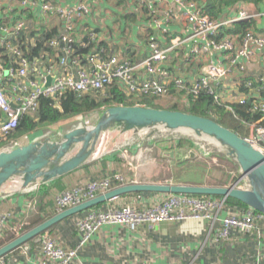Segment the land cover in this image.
<instances>
[{
  "label": "built area",
  "instance_id": "1",
  "mask_svg": "<svg viewBox=\"0 0 264 264\" xmlns=\"http://www.w3.org/2000/svg\"><path fill=\"white\" fill-rule=\"evenodd\" d=\"M101 1L80 0L76 5L66 7L58 6L57 0H0V23H4V27L0 26V152L24 145L26 137L12 138L13 133L22 116H33L36 113L41 96L56 100L66 92L85 94L90 91H103L116 81L127 95H133L135 99L139 96L164 98L168 95V87L174 85L180 91H186L187 95L197 96L204 92L212 95L216 101L226 104L212 84L235 75L237 78L231 80L232 85L240 93L235 103L244 105L249 102L248 110L262 116V119L249 126L252 133L246 139L264 153V126L260 124L264 120V93L262 95L259 92H264V36L255 35L249 30L220 35L221 28L244 22L252 18L251 16L240 12L229 21L220 22L209 17L193 1L171 0V6L160 11L156 4H164L168 0H113L121 9V18L135 15L145 36L154 33L155 37L147 41L149 54L142 60L138 58L127 61L119 55L103 59L99 53H95L87 55V64L81 65L78 57L71 59L74 54L72 44L77 42L82 48L92 50L94 45L90 46L91 42L104 41L100 40V30L96 26L87 28L85 24ZM4 5L7 7L4 8ZM141 8L147 12L145 17ZM176 9L179 10V16L191 27L192 37L197 40V45L191 49L189 57L183 63L188 66L194 58L210 52L221 53L225 59L219 65L205 62L201 66L203 74L192 80L191 84L175 79L173 84L168 85L164 82L166 74H161V67L169 59V55L181 46V42L177 40L170 43L168 41L165 45L158 41L159 35L171 36L170 26L175 20L173 14ZM27 11L35 14L36 22L27 15ZM143 18H148V21ZM33 24L47 30H57L58 36L48 44L54 49L56 60L49 65L42 66L38 60L30 62L24 50L17 44L18 33ZM30 42L34 43L33 40ZM4 57H7L8 63L4 62ZM48 78L51 81L46 87ZM257 83L260 84L258 88ZM185 84L189 86L186 87ZM240 87L245 91H240ZM185 102L183 105L188 104L187 98ZM123 182L124 178L115 174L63 191L53 198L55 213L105 194L111 190V185H125ZM11 183L12 186H20L21 180L15 178ZM41 185L32 184L25 190H37ZM244 187L247 186L244 184ZM223 202L211 197L169 195L160 203L143 209L123 205L85 211L83 216L75 219L79 237L75 248L64 246L58 238L43 236L36 241L41 245V258L37 264H72L77 259L78 252L105 226L136 232L140 226L151 230L161 223L206 221L214 242L229 240L232 233L255 234L258 241H263L264 235L259 224L261 215L251 209L236 212L234 215L223 213ZM12 219L10 213L0 214V238ZM17 233L18 237L20 234ZM0 264L8 262L1 257Z\"/></svg>",
  "mask_w": 264,
  "mask_h": 264
},
{
  "label": "crops",
  "instance_id": "2",
  "mask_svg": "<svg viewBox=\"0 0 264 264\" xmlns=\"http://www.w3.org/2000/svg\"><path fill=\"white\" fill-rule=\"evenodd\" d=\"M79 1L80 0H57V5L70 7L76 5ZM169 6H171V0H168V2L164 4H156V8L160 11H163ZM3 7L6 8L7 5H4ZM118 7L119 6L115 4L113 0H102L100 5L93 9L90 18L85 24L87 25V28H94L92 26H96V28L100 30V40H104L108 46H111L112 43L115 42L121 49L130 46L134 47V51L137 54L136 59L141 58L142 60L148 56L149 52L148 43L145 41L146 36L140 29V22L136 20V23L132 25L125 24L124 20L121 19V9ZM222 8H224V6H222L220 10ZM240 12H245L252 17L249 20L244 21L249 24L245 31L249 30L255 35L258 34L264 36V1L257 4L249 0L246 2H237L232 6L224 8L223 12L222 10L219 11L216 20L227 22L234 16H237ZM173 15L175 16V20L170 26L172 29L171 36L162 37L159 35L158 41L161 45H165L168 44V41L170 43L173 40H177L181 42V46L169 55V59L161 67V74H166L164 82L168 85L173 84V80L175 79L184 80L185 83L189 84L192 80L199 78L201 74H203L201 73V66L205 62L219 65L223 64L225 59L221 53L210 52L205 56L194 58L190 65L186 66L183 63V60L189 57L191 49L197 45V40L192 37L191 27L187 24L186 20L179 16V10H174ZM1 17L2 15L0 14V21L2 19ZM52 25H55V23ZM0 26L4 27V23L1 22ZM185 39L188 40L184 42ZM120 57L123 58L122 56ZM233 78H237V76L232 75L224 80L222 79L217 84H212L217 89L223 102L226 104L235 103L240 96V93H237L232 85L231 80H233ZM187 84H185L186 87L189 86ZM168 91V95L165 97L166 100L152 99L153 104L158 106L163 102L170 105V102L176 100H179L176 102L181 101L186 103V91L182 92L174 87V85H170ZM160 108L164 109L165 107ZM44 130L45 129L38 130V132L25 136L26 139L24 142L26 140L28 143L36 141L37 136H42L41 132ZM168 133L172 134L170 132H167V134ZM44 136H46L45 133ZM166 136L167 135H160L159 138H156L155 135L151 138L144 136V143H135L132 149L124 151L129 154H121L120 156L113 154L107 157H102L94 162L87 163L83 167L70 173L73 175L70 177L72 178V183L70 184L66 185V180H63L58 184V179H56L39 186L37 190L18 191L13 193V196L0 200L1 212L10 213L13 217L4 230L3 236L0 238V242H4L0 243V247L3 246V244H7L9 238H16L17 232V234H22L27 226L33 228L37 225H29L30 222H21V217L26 213L28 206L35 205L38 208L35 216L37 221L40 216V207H45L44 214L47 215L48 213H52L54 211V196L84 182L119 174L124 178L123 184L125 185L131 183L146 184L143 182H149L159 176H163L167 172L170 176L168 178H170L171 181L173 180L172 183L170 182L171 184H200L208 186V184L204 182V178L199 177V173H196L197 176L193 174V176H195L194 179L186 180L178 178L176 174L174 176L173 169L176 172L177 165L182 163L191 168L195 166L193 163L196 159H203L205 161L211 160V162L215 163L217 154H214L213 150H210L207 146L203 145L202 142H198L193 138L189 139L192 146L176 148L175 144L182 139H188V137L181 136L180 139V137L172 138ZM141 145L143 146L146 155H144V158L138 162V160L142 158L141 155H138L137 153V149L140 148ZM220 157L222 156L220 155ZM222 158L232 161L226 157L225 154ZM230 177L232 178L231 175ZM226 182H228V180ZM235 183L232 182L229 185L224 184L221 186H231ZM116 187V184L111 185V190ZM165 198L164 195L156 193H131L117 197L115 200L107 201L101 205L102 209L120 207L121 205H129L136 209H143L155 203L158 204ZM53 215H55V211L52 215H47V218L49 219ZM74 216L77 217V215ZM47 218L45 219L47 220ZM260 229L264 232V224L260 225ZM6 231L8 233H6ZM44 236H47V234ZM118 238H122L125 242L131 240L139 242L140 245H138V247L130 248L131 251L138 256L142 255V249L139 247H141V245L145 246V251L148 253L149 259L144 261L143 258H138V260L135 259L132 264H264V252L262 253V256L259 252L260 248H264V239L262 241L263 244H260L258 243L260 241H258L255 234L240 235L232 233L229 240L214 242V237L209 232V223L206 221L195 220H188L180 223H161L151 230L146 226H140L136 232H129L124 228L116 226H105L92 238V241L87 246L78 252L77 259L72 264L116 263L115 261L101 260L99 255L100 252L97 251V248L102 247L106 249V246ZM40 239L41 235L38 236V238L36 237V240L31 243L36 249L30 247L31 244L27 242L21 247L6 254L4 260L7 261L8 264H37V261L41 258V245L37 244L38 242L36 241ZM145 242H148V244ZM201 244L206 245L204 248V254L203 256L201 255L200 257H197L195 262L194 256L192 258L190 257ZM27 245L30 248H25ZM115 253H117V250L112 249L111 254L108 257H112L114 260L117 259ZM124 262L125 261L121 264ZM128 264L131 263L128 262Z\"/></svg>",
  "mask_w": 264,
  "mask_h": 264
},
{
  "label": "water",
  "instance_id": "3",
  "mask_svg": "<svg viewBox=\"0 0 264 264\" xmlns=\"http://www.w3.org/2000/svg\"><path fill=\"white\" fill-rule=\"evenodd\" d=\"M50 81L48 78L46 87L50 85ZM181 130L190 132L193 139H207L215 147L225 150L226 157L235 161L239 167L240 180L228 187L138 183L118 186L92 200L57 213L23 232L0 247V258L68 217L131 193L219 196L223 201L232 198L264 216V153L259 147L209 118L179 110L138 105L109 107L93 127L73 129L65 133L59 141H34L10 151L0 152V189L17 178L21 180V184L16 190L22 191L32 184H45L83 167L92 159L93 154V149L86 147V137L97 136L101 132H145V137L151 138L160 132L179 133ZM81 141L83 144L78 147L77 143ZM240 181H245L247 188L239 187ZM4 193L3 190L0 191V196Z\"/></svg>",
  "mask_w": 264,
  "mask_h": 264
},
{
  "label": "trees",
  "instance_id": "4",
  "mask_svg": "<svg viewBox=\"0 0 264 264\" xmlns=\"http://www.w3.org/2000/svg\"><path fill=\"white\" fill-rule=\"evenodd\" d=\"M192 1L198 4L199 7H201L209 17H211L212 19H216L218 17L219 11L222 10L223 12L224 8H227L228 6H232L233 4L237 2H246L247 0H192ZM249 1H253L255 4H257V3L263 2L264 0H249ZM222 6H224V8L220 10ZM142 10H143V14L145 17L147 15V12L145 9H142ZM27 15L33 18L34 22L37 21L35 14L31 13L30 11H27ZM121 19L124 20L125 24H130V25L136 23V20H137L135 15H126ZM143 20L147 22L148 18H145V19L143 18ZM248 26L249 24L247 22L235 23V24H232L230 27L221 28L220 35L243 33L248 28ZM153 34H148L145 38V41H148L149 38L155 37L153 36ZM57 36H58V33H57L56 28L47 30L45 27H41V26L36 27L33 24L27 30H24L18 33L17 35L18 43L17 44L19 45V47H21L24 50L25 55L30 62L38 60L42 64V66L49 65V63L54 62L56 60V57H55L54 49L50 48L48 44L52 39L56 38ZM30 40H33L34 43L30 42ZM90 46H93L92 50L84 49L81 46H79L77 42H74L72 44L74 54L71 55V59L78 57L79 63L81 65H86L87 55L99 53L103 59L119 55V56H122L127 61L137 60L136 59L137 54L134 51V47L132 46L124 47V49H121L117 46L115 42H113L111 46H108L106 45L105 41L91 42ZM0 49L2 48L0 47ZM3 60L4 62L8 63L7 57H4ZM258 85L260 84L258 83L256 84L257 88H258ZM240 88H241L240 91L242 92L245 91L243 87H240ZM259 92L262 95L264 93L263 91L262 92L259 91ZM152 99L153 98H149L147 96H139L138 98L135 99L133 95H127L116 81L112 85L104 89L103 91H90L85 94L66 92L62 94L61 96L57 97L56 100H52L51 98L41 96L38 102V109L36 113L33 116L24 115L21 117V119L19 120L18 126L13 133L12 138H20L22 136H28L32 133L38 132V130L40 131V130L49 128L55 124L63 123L66 120H70L76 117H87V116L92 115L96 111H99L101 109L105 110L113 106L138 105V106H143V107L161 109L157 105L153 104ZM187 100H188V104H187V107H185L184 109L179 110L176 107H170L168 109L179 110V111L189 113L192 115L209 118L217 122L218 124L222 125L223 127L235 132L240 137L245 138L242 132V129L244 130L243 127H249L254 122H257L258 120L262 119L261 114L259 113L255 114L248 110L250 108L249 102L244 105H240L238 103L222 104L219 101H216L212 95L206 94L204 92L198 94L197 96H193L189 94L187 95ZM227 107H229L230 110ZM260 124L264 126V120H261ZM1 146H2V143L0 142V148ZM175 146L176 148H184L186 146H192V143L190 142L189 139H182L177 144H175ZM221 156L223 157L224 155H221ZM186 168H187L186 164L182 163V164L177 165L176 175L178 178L182 179L181 177H179L180 175L179 173L185 170ZM195 175L197 176V174ZM71 176L73 175L69 173L68 175L61 176L62 178H57L58 184L59 182H62L63 180H66L65 181L66 185L72 183V178H70ZM47 195H50V194H47ZM162 195H164L165 197L169 196V194H162ZM194 197L202 198V197H208V196H194ZM209 197L213 199H220V200L222 199L219 196H209ZM223 207H224L223 211L226 213L243 212L249 209L243 203L235 199H232V198H226L223 202ZM53 209H54V206H53ZM89 210H103V209H102V205H98ZM54 211L52 213H54ZM44 213H45V207H40L39 209L40 216L38 217L37 221L32 223V225H36L40 223L45 218H47V215L48 216L52 215V213H48L47 215ZM84 213L85 212H83L82 214H78L77 217L83 216ZM254 213L261 215L260 213L255 212V211ZM261 216H262V220L259 223L260 225L264 224V216L263 215ZM77 217L71 216V217L64 219L63 221L58 223L59 225L56 224L55 226L51 227L50 230L40 234L41 237L55 230V228L60 227L62 225H66L68 224V222L72 221L74 225L76 239L74 240L71 246H68V248H72V249L75 248L79 240L78 232L76 231V227H75V219ZM59 233L61 235L60 230H59ZM262 233L264 235L263 231ZM12 239L13 238H9L8 241H11ZM261 242L262 241L258 243L263 244V242L262 243ZM29 243L31 244L32 240L29 241ZM61 243L64 246H66L63 239ZM259 252H260V255L262 256V253L264 252V248H260ZM5 257L6 256H3L2 258L5 259Z\"/></svg>",
  "mask_w": 264,
  "mask_h": 264
},
{
  "label": "rangeland",
  "instance_id": "5",
  "mask_svg": "<svg viewBox=\"0 0 264 264\" xmlns=\"http://www.w3.org/2000/svg\"><path fill=\"white\" fill-rule=\"evenodd\" d=\"M160 99H163V101L166 100L165 97L160 98ZM176 101H179V100H176ZM176 101L170 102V105L168 103L165 104V103L161 102L160 105H158V106L159 107H165L164 109H168L170 107H176L179 110L187 107V104L183 105V102H181V101L176 102ZM103 112H104V109H101L99 111L94 112L92 115L87 116L86 118L76 117V118H73L70 120H66V122H63L61 124H59V123L55 124V125H53L54 127H50L49 129H45L43 132H41L42 136L38 135L36 141H44L45 139H48L49 141H59V140H61L62 136L65 133H67L73 129H76V128H87V129H89L97 123V121L99 120V118L101 117ZM243 128L245 131L242 129V132H243V135L245 136V138L250 137L251 133H252V129L250 127H243ZM44 133L46 134V136H44ZM60 133H62V134H60ZM170 133H172V134H169V133L167 134V132H160V133L155 134V136H156V138H159L160 135H164V136L167 135L166 137H172V138L180 137V139H181V136H183L186 138L188 137V139H192L191 136H188V135L181 133V132L180 133L170 132ZM144 134H145V132H142L139 134H132V133L120 134L118 132H112V131L105 132L102 140L100 141V144H102L101 148L99 149L100 153L95 158L92 157V159L88 163L94 162L96 160L101 159L102 157H107V156H110L113 154H116V156L117 155L120 156L121 154H129L128 152L125 153L124 151L132 149L133 146L135 145V143L136 144L144 143V139H143L145 136ZM138 138H140V139H138ZM195 140H197L198 142H202L203 145L207 146L210 150H213L214 154H217V156L215 155L217 157V158L215 157L216 162L215 163L211 162V160L205 161L203 159H196V161L193 160L194 161L193 165H195V166L192 165L193 167H191V168L189 166H187V168L185 170H183L179 173L180 174L179 177H181L182 179H186V180L187 179H194L195 176H193V174H196L198 172L199 177H201V178L203 177L205 180L204 182L206 184H208L209 187H228V186H221V185H224V184L229 185L230 183L234 182L236 179H237L236 181L238 182V180L241 177V172L239 170V167L235 163V161L226 160L225 158L220 157V155L225 154L224 153L225 150L223 151V150H221V148L219 149V148L215 147L214 145L211 144V141H209L207 139H195ZM27 143H28V141L26 140L24 145H26ZM208 148H206V149H208ZM77 149H78V147L75 149V151ZM137 153H138V155H141V157H142L141 159L138 160V162H140V160H142L144 158V155H146V152L143 149L142 145L140 146V148L137 149ZM133 161H135V160H133ZM191 173H193V174H191ZM175 174H176V172L173 169V175L175 176ZM229 175H231L232 178H230ZM159 177L156 179L150 180L149 182H143V183H146V184H157V183H159V184H171L173 182V180L171 181V179L168 178L170 176L168 175L167 172L163 176H159ZM225 180L226 181L228 180V182H226ZM239 183H238V186L241 187L242 189L247 188V187H244V184L247 186L246 182L240 181ZM186 185L205 186V185H200V184L199 185L186 184ZM216 185H220V186H216ZM11 187H12L11 182H8L3 189H0V191L3 190L5 192L2 196H0V200L6 199L9 196H13L14 192H18V190L11 189ZM121 206H123V205H121ZM37 211H38V208L35 205L28 206L26 213L21 217V222H26V223L30 222L29 225L34 223L36 221L35 216H36ZM224 213H226V212H224ZM235 213L236 212H229L230 215H234ZM0 214H5V213L1 212V210H0ZM43 221H45V220H43ZM43 221H41V222H43ZM40 223H38V224H40ZM28 227H29V229H28ZM30 229H31L30 226H27L26 229L24 230V232H26ZM48 230H50V229H48ZM59 230L61 232V235L59 233ZM6 233H8V232L6 231ZM47 236H50L53 238H58L61 241L63 239L67 247L71 246L74 242V239H76V235H75V231H74V225H73L72 221L68 222V224H66V225H62L60 227L55 228V230L49 232L47 234ZM34 240H36V239L35 238L32 239V242ZM116 241L118 242V245H117ZM1 242H3V241H1ZM5 243H7V242H5ZM145 243L148 244V242H145ZM37 244H39V243H37ZM31 245H30V247H32L33 249H36L34 245H32V246ZM138 245H140V243L136 242L134 240L125 242L122 238H120V239L118 238L117 240L113 241L111 244L106 246V249L102 248V247H98L97 251L100 252L99 255H100L101 260H103V261H105V260L115 261L116 263H114V264H121L123 261H125L123 264H128V262L132 264L134 262V260L135 259L138 260V258L139 259L143 258L144 261L148 260L149 255L145 251V246L141 245V247H139L142 249V255L141 256H138L137 254H134L131 251L130 248L138 247ZM30 247L27 245L25 248H30ZM205 247H206L205 244H201L200 246H198V248L195 250L194 254H192L190 258H192L194 256L195 262H196L197 257H200L201 255L203 256ZM112 249L117 250V253H115V257H117V259H115V260L112 257H108L111 254Z\"/></svg>",
  "mask_w": 264,
  "mask_h": 264
},
{
  "label": "bare ground",
  "instance_id": "6",
  "mask_svg": "<svg viewBox=\"0 0 264 264\" xmlns=\"http://www.w3.org/2000/svg\"><path fill=\"white\" fill-rule=\"evenodd\" d=\"M112 132H117V131H112ZM181 133H184L188 136H191V133L186 131V130H181ZM179 132V133H180ZM104 132L99 133L97 136H92V137H86L87 141H86V147L87 149H93L92 151V157L95 158L100 152L99 149L101 148L102 144H100V141L102 140L103 136H104ZM93 135V133H92ZM96 135V134H95ZM83 142H78L77 145L78 147L82 146ZM219 148V147H218ZM19 187V185H13L11 187V189H17Z\"/></svg>",
  "mask_w": 264,
  "mask_h": 264
}]
</instances>
